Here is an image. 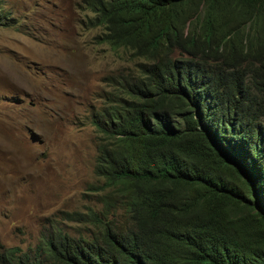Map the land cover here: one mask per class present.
Listing matches in <instances>:
<instances>
[{"label":"trees","instance_id":"16d2710c","mask_svg":"<svg viewBox=\"0 0 264 264\" xmlns=\"http://www.w3.org/2000/svg\"><path fill=\"white\" fill-rule=\"evenodd\" d=\"M79 7L133 60L92 112L100 208L0 264H264V0Z\"/></svg>","mask_w":264,"mask_h":264},{"label":"rangeland","instance_id":"374dc122","mask_svg":"<svg viewBox=\"0 0 264 264\" xmlns=\"http://www.w3.org/2000/svg\"><path fill=\"white\" fill-rule=\"evenodd\" d=\"M79 1L1 0L12 25H0V255L51 226L86 233L65 213L100 208L92 112L133 60L93 39Z\"/></svg>","mask_w":264,"mask_h":264},{"label":"clouds","instance_id":"9594fccd","mask_svg":"<svg viewBox=\"0 0 264 264\" xmlns=\"http://www.w3.org/2000/svg\"><path fill=\"white\" fill-rule=\"evenodd\" d=\"M79 3H80V1H79ZM83 11H84V10H83ZM88 13H90V12H85L86 15H88ZM89 15H90V14H89ZM84 19H85V18H84ZM84 19H83V20H84ZM83 20H82V21H83ZM83 28H84V27H83ZM84 29H86V28H84Z\"/></svg>","mask_w":264,"mask_h":264}]
</instances>
